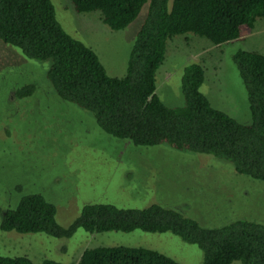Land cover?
<instances>
[{
    "label": "rangeland",
    "instance_id": "1",
    "mask_svg": "<svg viewBox=\"0 0 264 264\" xmlns=\"http://www.w3.org/2000/svg\"><path fill=\"white\" fill-rule=\"evenodd\" d=\"M52 2L64 30L95 51L110 77H124L148 4L128 27L114 31L102 22L99 12L78 13L70 0ZM239 50L264 55V18L256 21L251 35L225 46H212L192 33L176 36L168 42L157 71L156 94L168 107L184 106L183 67L198 62L205 70L201 91L212 106L249 125L248 94L233 61ZM50 64L28 59L0 40L2 209H14L24 196L37 193L56 206V220L63 227L70 226L85 205L106 203L121 208L158 204L206 228L239 219L264 224L263 182L237 174L227 162L209 156L166 146L137 147L107 135L89 112L55 94L46 77ZM31 84L36 86L34 94L18 98V89ZM101 246L155 250L181 264L204 262L197 245L171 233L137 230L90 235L80 229L70 238H55L0 229V256H27L34 264L45 259L74 263L84 250Z\"/></svg>",
    "mask_w": 264,
    "mask_h": 264
},
{
    "label": "trees",
    "instance_id": "2",
    "mask_svg": "<svg viewBox=\"0 0 264 264\" xmlns=\"http://www.w3.org/2000/svg\"><path fill=\"white\" fill-rule=\"evenodd\" d=\"M78 13L99 12L111 30L128 27L148 4L146 19L130 53L124 77H110L95 51L68 34L56 18L52 0H0V40L28 59L51 61L46 77L65 103L89 112L107 135L137 147L167 148L209 156L230 164L237 174L264 183V55L239 50L233 55L247 90L251 123L243 125L212 106L201 87V63L183 67L185 104L168 107L156 94L157 71L168 42L192 33L212 46L241 40L264 18V0H70ZM36 86L18 89L20 99ZM21 190V187H17ZM0 229L19 234L42 233L70 238L78 230L171 233L197 245L203 264H264V224L239 219L206 228L176 209L152 204L121 208L87 204L68 227L56 220V206L37 193L24 196L16 208L2 209ZM0 264H34L27 256H0ZM42 264H181L141 247H96L83 251L74 263L45 259Z\"/></svg>",
    "mask_w": 264,
    "mask_h": 264
}]
</instances>
